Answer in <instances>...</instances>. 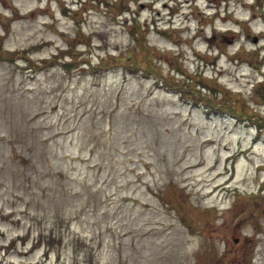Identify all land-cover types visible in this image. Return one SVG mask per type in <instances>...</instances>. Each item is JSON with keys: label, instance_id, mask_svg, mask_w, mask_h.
<instances>
[{"label": "rangeland", "instance_id": "rangeland-1", "mask_svg": "<svg viewBox=\"0 0 264 264\" xmlns=\"http://www.w3.org/2000/svg\"><path fill=\"white\" fill-rule=\"evenodd\" d=\"M243 120L264 0H0V264H264Z\"/></svg>", "mask_w": 264, "mask_h": 264}]
</instances>
